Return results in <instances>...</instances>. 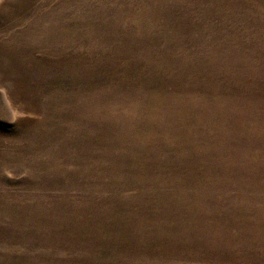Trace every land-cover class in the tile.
I'll return each mask as SVG.
<instances>
[{"label":"rangeland","instance_id":"rangeland-1","mask_svg":"<svg viewBox=\"0 0 264 264\" xmlns=\"http://www.w3.org/2000/svg\"><path fill=\"white\" fill-rule=\"evenodd\" d=\"M0 264H264V0H0Z\"/></svg>","mask_w":264,"mask_h":264}]
</instances>
